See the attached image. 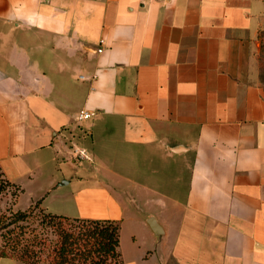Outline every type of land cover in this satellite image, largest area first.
Returning a JSON list of instances; mask_svg holds the SVG:
<instances>
[{
	"label": "crops",
	"instance_id": "obj_1",
	"mask_svg": "<svg viewBox=\"0 0 264 264\" xmlns=\"http://www.w3.org/2000/svg\"><path fill=\"white\" fill-rule=\"evenodd\" d=\"M0 166L30 206L133 211L125 264H264V0H0Z\"/></svg>",
	"mask_w": 264,
	"mask_h": 264
},
{
	"label": "trees",
	"instance_id": "obj_2",
	"mask_svg": "<svg viewBox=\"0 0 264 264\" xmlns=\"http://www.w3.org/2000/svg\"><path fill=\"white\" fill-rule=\"evenodd\" d=\"M0 191L21 193L1 166ZM0 220V258L14 257L29 264H125L118 220L56 214L39 201L26 210L9 208Z\"/></svg>",
	"mask_w": 264,
	"mask_h": 264
},
{
	"label": "rangeland",
	"instance_id": "obj_3",
	"mask_svg": "<svg viewBox=\"0 0 264 264\" xmlns=\"http://www.w3.org/2000/svg\"><path fill=\"white\" fill-rule=\"evenodd\" d=\"M13 190L14 189L12 188L11 191ZM11 191H7V192L0 191V219L3 212L7 211L9 208L13 210H18V209L26 210L30 207V204L32 203V199L27 193L22 192L19 197V194L12 195L10 193ZM131 210H134V208H132ZM133 214H135L133 211H128L127 218L124 221L118 220L121 225V245L126 251L127 249H129V251L131 250L136 238L138 240H141L142 238L144 239L147 238L150 241L156 238L155 237L156 235H153L147 227L145 231L142 227L138 226L139 223L137 220L134 223V221L129 219L130 216H132ZM62 215H66L69 217H78L74 213L62 214ZM1 232H2V227L0 220V239H1Z\"/></svg>",
	"mask_w": 264,
	"mask_h": 264
},
{
	"label": "built area",
	"instance_id": "obj_4",
	"mask_svg": "<svg viewBox=\"0 0 264 264\" xmlns=\"http://www.w3.org/2000/svg\"><path fill=\"white\" fill-rule=\"evenodd\" d=\"M99 52L103 51V48L98 49ZM94 110H89V109H83L80 114H79V119L85 120V119H90L95 115ZM75 153L78 158L80 159H91V156L89 155V152L86 148H75Z\"/></svg>",
	"mask_w": 264,
	"mask_h": 264
},
{
	"label": "water",
	"instance_id": "obj_5",
	"mask_svg": "<svg viewBox=\"0 0 264 264\" xmlns=\"http://www.w3.org/2000/svg\"><path fill=\"white\" fill-rule=\"evenodd\" d=\"M157 232V231H156Z\"/></svg>",
	"mask_w": 264,
	"mask_h": 264
}]
</instances>
